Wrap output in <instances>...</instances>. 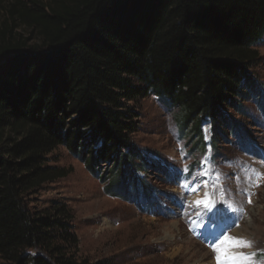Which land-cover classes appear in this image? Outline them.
<instances>
[{"label":"trees","instance_id":"obj_1","mask_svg":"<svg viewBox=\"0 0 264 264\" xmlns=\"http://www.w3.org/2000/svg\"><path fill=\"white\" fill-rule=\"evenodd\" d=\"M17 24L41 44L12 39ZM263 41L264 0H0V259L89 264L73 210L34 206L42 186L70 173L50 156L65 147L110 196L148 199L137 105L153 96L175 108L200 144L210 122L216 148L224 128H240L227 110L264 108L253 72Z\"/></svg>","mask_w":264,"mask_h":264},{"label":"rangeland","instance_id":"obj_2","mask_svg":"<svg viewBox=\"0 0 264 264\" xmlns=\"http://www.w3.org/2000/svg\"><path fill=\"white\" fill-rule=\"evenodd\" d=\"M11 37L41 44L37 31L19 24ZM257 49L261 58L253 72L264 87V41ZM137 106L133 141L152 165L138 173L150 190L148 199L142 191L127 199L110 196L108 183L60 147L51 165L70 173L42 186L34 206L62 202L73 210L79 255L89 264H264V108L248 101L243 113L227 110L239 131L224 128L214 148L210 122L203 123L200 144L182 129L175 108L153 96ZM109 170L103 167L102 173ZM206 192L210 203L197 205ZM225 237L250 246L221 244Z\"/></svg>","mask_w":264,"mask_h":264},{"label":"snow or ice","instance_id":"obj_3","mask_svg":"<svg viewBox=\"0 0 264 264\" xmlns=\"http://www.w3.org/2000/svg\"><path fill=\"white\" fill-rule=\"evenodd\" d=\"M184 171L187 173V172L189 171V169L185 168ZM204 183H205V186H207V182L204 181ZM184 187H187V185H184ZM196 190H197V189H196L195 187L192 189V191H196ZM249 202H251V201H249ZM195 203H196L197 205H200V204H209V203H210V194L206 192V193H205V197H204V199H203V200H197V201H195ZM225 242H227V243H231L233 247H238V246H240L241 244H243V245H245V246H250V245L248 244V242H246V241H240V240H238V239H232V238H228V237H225L224 240L220 241L221 244H223V243H225ZM217 250H218V249H217Z\"/></svg>","mask_w":264,"mask_h":264},{"label":"water","instance_id":"obj_4","mask_svg":"<svg viewBox=\"0 0 264 264\" xmlns=\"http://www.w3.org/2000/svg\"><path fill=\"white\" fill-rule=\"evenodd\" d=\"M4 60V58H2V60L0 61V63Z\"/></svg>","mask_w":264,"mask_h":264},{"label":"bare ground","instance_id":"obj_5","mask_svg":"<svg viewBox=\"0 0 264 264\" xmlns=\"http://www.w3.org/2000/svg\"><path fill=\"white\" fill-rule=\"evenodd\" d=\"M231 257V256H230Z\"/></svg>","mask_w":264,"mask_h":264}]
</instances>
